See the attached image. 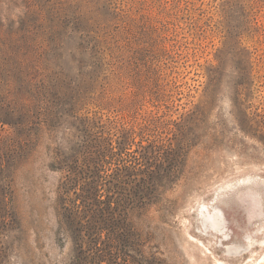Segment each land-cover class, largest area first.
<instances>
[{"label":"rangeland","instance_id":"obj_1","mask_svg":"<svg viewBox=\"0 0 264 264\" xmlns=\"http://www.w3.org/2000/svg\"><path fill=\"white\" fill-rule=\"evenodd\" d=\"M109 215L103 264H264V0H0V264Z\"/></svg>","mask_w":264,"mask_h":264},{"label":"trees","instance_id":"obj_2","mask_svg":"<svg viewBox=\"0 0 264 264\" xmlns=\"http://www.w3.org/2000/svg\"><path fill=\"white\" fill-rule=\"evenodd\" d=\"M10 127L14 129V132H19L21 129H25V124L19 122V124H13L9 123ZM96 203L105 204L104 201L95 200L94 204ZM126 219V215H124ZM121 224V221H116L114 216L109 215L105 219H103V224L97 228V230L100 231V234H96L92 236L93 242H96L94 250H96L95 255L88 256L84 250V246L80 245V250L77 253V256L74 259L73 264H85L90 258L93 260V263L97 264H103L104 260L103 258H110V261L112 262L115 258L120 256V250H122V246H133L136 245L134 241H129L127 235L120 234L119 232V225ZM131 225L129 226V230H131ZM106 233L107 237L105 238L103 245L104 247H100V241L103 238V234ZM120 234V235H117ZM135 236V234H133ZM124 238V241H123ZM95 240V241H94ZM122 240V241H121ZM107 247V248H105ZM121 247V249H120Z\"/></svg>","mask_w":264,"mask_h":264},{"label":"bare ground","instance_id":"obj_3","mask_svg":"<svg viewBox=\"0 0 264 264\" xmlns=\"http://www.w3.org/2000/svg\"><path fill=\"white\" fill-rule=\"evenodd\" d=\"M206 216L207 220L212 224L213 227L219 228L222 226L223 217L220 210L215 209L214 213L209 212Z\"/></svg>","mask_w":264,"mask_h":264}]
</instances>
